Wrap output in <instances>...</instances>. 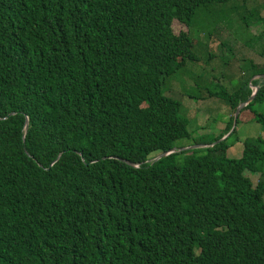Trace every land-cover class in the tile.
<instances>
[{
  "label": "trees",
  "instance_id": "trees-1",
  "mask_svg": "<svg viewBox=\"0 0 264 264\" xmlns=\"http://www.w3.org/2000/svg\"><path fill=\"white\" fill-rule=\"evenodd\" d=\"M195 23L230 34L205 63ZM228 56L200 97L231 116L195 138L166 82ZM261 75L264 0H0V264H264V139L226 155L264 132Z\"/></svg>",
  "mask_w": 264,
  "mask_h": 264
},
{
  "label": "rangeland",
  "instance_id": "rangeland-1",
  "mask_svg": "<svg viewBox=\"0 0 264 264\" xmlns=\"http://www.w3.org/2000/svg\"><path fill=\"white\" fill-rule=\"evenodd\" d=\"M236 16H232L234 18ZM234 20V26L237 28L239 21ZM223 20V24H224ZM200 26L198 23L194 24L191 28V36L196 40L198 49L197 53H199L200 57L205 61H207V51L204 50V46L206 44L209 45L215 52L217 50V45L220 41H225L227 36L230 34L226 32V30L222 27L219 32L216 34H212L209 38L208 42L204 35L201 32L199 34ZM172 29L175 35H183L187 36L188 29L178 22H174L172 24ZM261 28L259 26H253L249 29V32L252 34H258ZM236 56L239 57L238 54ZM226 63L229 61L227 70L224 69L222 66V62L218 61V59H214L211 61V64H206V66H200L198 63L197 66H194V69H191L188 65L187 72H177L174 76L170 77L166 82V95L182 104L181 115L188 119V131L193 135V137L197 138L198 136H203L206 138H211L212 136L218 135L222 132L225 127L226 123L228 122L229 117L231 116V111L227 107V105L215 98H211L208 100H201L200 93L206 91V82H211L215 79V82H211L210 84L215 85L219 84L223 85L226 88L230 89L229 85V76L230 74H238L239 65L237 64V58L235 56H228L227 59H223ZM201 68V69H200ZM195 74L197 78L201 77L200 83L197 86L193 81H191L190 72L191 71ZM224 72L225 78H221V74ZM184 75H188L184 76ZM204 75V77L202 76ZM188 78V79H187ZM206 81V82H205ZM214 86V88H215ZM213 88L212 86L210 87ZM185 93H189L193 95L198 100H190L184 97ZM206 95V94H205ZM259 111H262L264 107L257 106ZM241 110V109H240ZM245 118H240L238 123L235 125L233 124V129H235L233 137L238 140V142H234L226 151V155L228 158L237 159L240 158L242 155V142L247 138H263L264 139V132L261 130L260 126L254 121L250 120L245 122ZM229 134H226L227 137ZM185 146L188 145L187 142L183 143ZM248 175L251 180L256 183L257 176Z\"/></svg>",
  "mask_w": 264,
  "mask_h": 264
},
{
  "label": "water",
  "instance_id": "water-1",
  "mask_svg": "<svg viewBox=\"0 0 264 264\" xmlns=\"http://www.w3.org/2000/svg\"><path fill=\"white\" fill-rule=\"evenodd\" d=\"M261 77H264V75H261ZM255 78H256V77L251 78V81H252L253 79H255ZM256 91H257V88L255 89V92L252 93L251 96L246 100V102H245L244 104L240 105V106L237 108V110H236V112H235V116H234V122L236 121V118H237V116H238V114H239L240 109H241L242 107L246 106L248 103H250V102L253 100ZM234 124H235V123H234ZM203 147H206V146H205V145H193V146H190V147H187V148L179 149V151L186 150V149H191V150H192V149L203 148ZM171 152H174V149L171 150ZM171 152H170V153H171ZM167 154H169V153H162V154L156 156L155 158H153L152 160H149L148 162L152 164V163L158 161L159 159L165 157Z\"/></svg>",
  "mask_w": 264,
  "mask_h": 264
}]
</instances>
